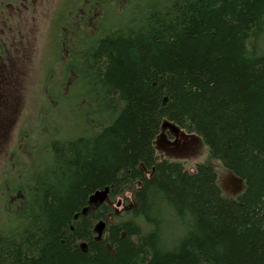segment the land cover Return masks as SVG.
Wrapping results in <instances>:
<instances>
[{
    "label": "trees",
    "instance_id": "trees-1",
    "mask_svg": "<svg viewBox=\"0 0 264 264\" xmlns=\"http://www.w3.org/2000/svg\"><path fill=\"white\" fill-rule=\"evenodd\" d=\"M80 1L95 27L64 37V12L54 46L85 127L59 133L27 178L17 159L21 180L3 177L0 264H264V0H111L119 14ZM163 125L198 138L205 160L160 157Z\"/></svg>",
    "mask_w": 264,
    "mask_h": 264
},
{
    "label": "rangeland",
    "instance_id": "rangeland-1",
    "mask_svg": "<svg viewBox=\"0 0 264 264\" xmlns=\"http://www.w3.org/2000/svg\"><path fill=\"white\" fill-rule=\"evenodd\" d=\"M157 1L143 0L139 9L151 7ZM107 4L113 7L111 11H116L115 14L121 11L122 5L117 6L115 1L110 0ZM107 4L101 2L100 8L107 11ZM74 6L79 9L74 14L70 10L66 11ZM86 7L88 8V2L80 0H0V186L3 177H7L10 182L20 181L21 176L22 179L27 178L25 172L32 163L44 166L39 161L41 155L47 153L46 147L50 142L60 139L57 136L59 133L72 134L78 125L85 127V122L81 119L77 125L76 117H72L73 112L67 109L68 104L62 98L76 79L72 71L62 70V65L64 62L67 64V61L63 56H58L54 41L61 32H58L60 23L57 24L56 19H60L64 12L70 22L69 27L64 26V37L76 33V26L79 27L80 24L83 31L95 27L93 22L99 16V11L83 19ZM124 16L126 19L132 18L130 9L124 11ZM110 18L113 19V16ZM83 90L80 81L74 82L71 93L77 95ZM76 103L78 107L75 108H78L79 114L84 109H90L84 101H76L74 104ZM50 120L57 122L56 130L49 128ZM77 134L73 133L72 137ZM173 135L175 142L171 146L165 144V141H173L169 136L157 139L156 151L160 157L182 162L189 171L196 163L205 160L207 150L198 138L186 136L179 130L173 132ZM16 159L23 164L21 171L24 175L20 176L19 167H15L13 162ZM10 162L8 174L3 173ZM217 183L225 196H237L244 189L241 182L219 166ZM2 196L0 188V202ZM103 196L104 194L101 200ZM119 204L114 205L117 210H120ZM1 214L0 208V224L5 220L1 218ZM11 226L12 223L5 227ZM104 226L105 223L100 221L95 229L100 231Z\"/></svg>",
    "mask_w": 264,
    "mask_h": 264
},
{
    "label": "flooded vegetation",
    "instance_id": "flooded-vegetation-1",
    "mask_svg": "<svg viewBox=\"0 0 264 264\" xmlns=\"http://www.w3.org/2000/svg\"><path fill=\"white\" fill-rule=\"evenodd\" d=\"M4 0H2V2H3ZM7 5H9V4H7ZM173 132L174 133H176L175 132V130H173V129H170V130H165L164 131V135L160 138V139H165V137H170V139H172L173 141H165V144L167 145V146H171V145H173L174 144V142H175V140H174V135H173ZM169 149V148H168Z\"/></svg>",
    "mask_w": 264,
    "mask_h": 264
},
{
    "label": "water",
    "instance_id": "water-1",
    "mask_svg": "<svg viewBox=\"0 0 264 264\" xmlns=\"http://www.w3.org/2000/svg\"><path fill=\"white\" fill-rule=\"evenodd\" d=\"M171 127V126H169ZM163 129H165V125L162 126ZM174 130H176L175 128H173ZM163 135L160 136V138L162 137ZM97 196V195H96ZM101 201V200H100ZM81 248L83 249V245L81 246Z\"/></svg>",
    "mask_w": 264,
    "mask_h": 264
}]
</instances>
